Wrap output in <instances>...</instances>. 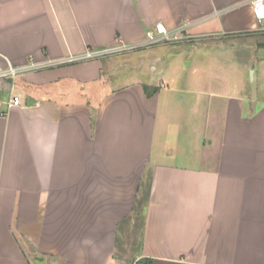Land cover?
Here are the masks:
<instances>
[{
  "label": "crops",
  "instance_id": "obj_1",
  "mask_svg": "<svg viewBox=\"0 0 264 264\" xmlns=\"http://www.w3.org/2000/svg\"><path fill=\"white\" fill-rule=\"evenodd\" d=\"M156 24L258 31L247 0H0V62L36 65L0 81V264H264V93L198 64L148 96L160 47L67 62Z\"/></svg>",
  "mask_w": 264,
  "mask_h": 264
},
{
  "label": "rangeland",
  "instance_id": "obj_2",
  "mask_svg": "<svg viewBox=\"0 0 264 264\" xmlns=\"http://www.w3.org/2000/svg\"><path fill=\"white\" fill-rule=\"evenodd\" d=\"M212 23L215 24L216 21ZM254 30L250 33L228 37L220 34L200 37L184 31L170 42L136 51L141 52L160 47L159 51L162 58L160 63L155 65L157 71L161 72L158 74L159 87L149 86V92L154 94L155 90L165 89L164 87L168 86L171 89L169 93H174L173 91L176 89L183 90V88H187L189 79L205 75L200 69L196 68V65L202 64L204 68L212 67V70L208 73V78H211L210 73L213 71L216 77L225 79L232 85L236 83L243 84L247 93H264V84H261L258 76L260 72L259 58H264V50L259 51V53L254 51L256 46L264 45V33ZM214 46L227 47L217 49L215 52H212V50H199L202 47L210 48ZM132 53L115 55L112 58ZM248 66L251 67L248 68ZM254 69L257 72L256 82L252 80ZM180 93H174L177 96L176 100L182 97H178ZM137 235L136 239L134 238L136 241L139 238V235L138 237ZM137 250H139V244L133 246V252Z\"/></svg>",
  "mask_w": 264,
  "mask_h": 264
},
{
  "label": "built area",
  "instance_id": "obj_3",
  "mask_svg": "<svg viewBox=\"0 0 264 264\" xmlns=\"http://www.w3.org/2000/svg\"><path fill=\"white\" fill-rule=\"evenodd\" d=\"M248 5L250 6L252 16L256 22L257 29L260 32L264 33V0H247ZM185 28H178L175 30H168L161 24H156V32H150L147 34L146 38L139 43L134 44H125L119 43L112 45L103 49H91L87 50L80 57L69 58L67 62H84L91 60H100L109 58L115 55H121L126 53L136 52L145 48L154 47L160 45L164 42H170L178 37ZM36 65H26L24 67L14 66L10 63L3 65L0 62V81H10L15 83L16 80L20 79L24 74L35 70ZM20 99L17 96H12L10 101L7 103L8 109L20 105ZM4 115V113H1Z\"/></svg>",
  "mask_w": 264,
  "mask_h": 264
},
{
  "label": "trees",
  "instance_id": "obj_4",
  "mask_svg": "<svg viewBox=\"0 0 264 264\" xmlns=\"http://www.w3.org/2000/svg\"><path fill=\"white\" fill-rule=\"evenodd\" d=\"M146 91H147V93H148V96H151L152 95V93L151 92H149V89H148V87H146ZM157 90H155L154 91V93L156 92ZM145 263H147V264H150L151 263V261L150 260H146L145 261Z\"/></svg>",
  "mask_w": 264,
  "mask_h": 264
},
{
  "label": "water",
  "instance_id": "obj_5",
  "mask_svg": "<svg viewBox=\"0 0 264 264\" xmlns=\"http://www.w3.org/2000/svg\"><path fill=\"white\" fill-rule=\"evenodd\" d=\"M252 74H253V72H252ZM253 78V77H252Z\"/></svg>",
  "mask_w": 264,
  "mask_h": 264
}]
</instances>
